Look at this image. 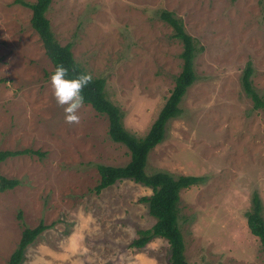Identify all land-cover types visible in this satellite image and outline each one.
Returning <instances> with one entry per match:
<instances>
[{
  "label": "rangeland",
  "instance_id": "374dc122",
  "mask_svg": "<svg viewBox=\"0 0 264 264\" xmlns=\"http://www.w3.org/2000/svg\"><path fill=\"white\" fill-rule=\"evenodd\" d=\"M163 9L182 19L202 49L181 114L169 120L146 170L203 178L180 192L189 262L264 264L244 214L256 191L264 217V111L241 84L250 62L264 98V0H52L46 16L86 72L105 79L124 126L143 136L182 66V44L160 18ZM31 16L20 0H0V150H31L0 162V174L18 181L0 191V264H8L22 229L41 221L47 228L20 264H167L165 239L131 246L155 222L140 200L151 189L122 179L94 191L97 165L126 164L128 149L110 139L107 116L90 104L78 125L65 122Z\"/></svg>",
  "mask_w": 264,
  "mask_h": 264
},
{
  "label": "trees",
  "instance_id": "16d2710c",
  "mask_svg": "<svg viewBox=\"0 0 264 264\" xmlns=\"http://www.w3.org/2000/svg\"><path fill=\"white\" fill-rule=\"evenodd\" d=\"M51 1L36 0L33 3H28L20 0L22 4L32 9L31 25L42 40L45 53L53 64L52 73L61 63L69 68L75 66L78 72L87 73L74 58L71 45L69 43L60 44L52 32L49 19L46 16ZM159 16L172 27L173 36L182 44L180 52L182 66L175 78L173 88L145 135L137 136L124 126V113L107 97L106 81L103 77H93L92 82L83 90L85 103L90 104L98 113L107 116L110 139L125 145L130 156L129 161L124 165L98 164L99 181L95 185L94 191L99 193L102 189L122 179H131L149 187L152 191L151 194L141 197L140 200L147 203L148 211L154 217L155 222L149 228L138 230V236L132 240L131 246L142 248L153 238L160 237L169 244L167 264H204L191 263L187 260L185 241L179 224L180 192L184 188L201 182L202 176L183 174L174 176L166 170H157L151 173L146 170L148 155L157 144L165 139L169 120L181 114L180 102L187 89L197 79L194 60L202 49L197 39L185 30L182 19L174 15L172 11L163 9L159 12ZM252 73L251 63L247 62L242 71L241 84L245 93L251 98L253 108L264 111V98L252 85ZM29 151L31 150H0V162L8 156ZM17 184L16 179L0 174V191L12 189ZM244 214L250 232L258 237L264 251V217L261 200L256 191L253 192L250 208ZM18 216L21 219V213ZM46 228L47 225L42 221L34 227H24L8 264H20L28 245Z\"/></svg>",
  "mask_w": 264,
  "mask_h": 264
},
{
  "label": "clouds",
  "instance_id": "9594fccd",
  "mask_svg": "<svg viewBox=\"0 0 264 264\" xmlns=\"http://www.w3.org/2000/svg\"><path fill=\"white\" fill-rule=\"evenodd\" d=\"M92 80L91 73L78 72L75 66L69 68L62 63L56 66L50 77V83L57 105L64 110L67 124L80 123L79 112L85 106L83 90Z\"/></svg>",
  "mask_w": 264,
  "mask_h": 264
}]
</instances>
